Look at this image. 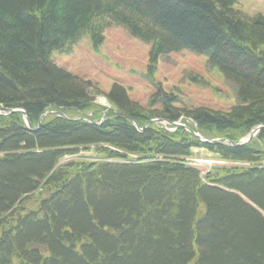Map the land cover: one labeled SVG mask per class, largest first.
<instances>
[{"label": "trees", "instance_id": "trees-1", "mask_svg": "<svg viewBox=\"0 0 264 264\" xmlns=\"http://www.w3.org/2000/svg\"><path fill=\"white\" fill-rule=\"evenodd\" d=\"M112 25L151 45L152 77L163 54H206L237 104L179 106L158 83L142 105L55 63L85 35L98 50ZM90 88L110 102L105 118ZM0 109V264H264V13L237 0H0ZM193 148L251 164L203 179L184 161ZM81 149L95 156L62 162Z\"/></svg>", "mask_w": 264, "mask_h": 264}, {"label": "rangeland", "instance_id": "rangeland-1", "mask_svg": "<svg viewBox=\"0 0 264 264\" xmlns=\"http://www.w3.org/2000/svg\"><path fill=\"white\" fill-rule=\"evenodd\" d=\"M237 1L242 15L264 13V0ZM150 49L149 43L131 36L124 27L112 25L107 28L106 39L98 50L93 47L90 37L85 35L69 45L67 51L56 50L53 59L65 70L82 79L93 81L106 93L115 83L121 84L129 96L142 105L147 104L158 83H161L166 91H172L180 97L177 101L179 106H205L215 110H228L237 104L235 86L217 66L209 64L206 54H198L189 49L163 54L152 77L148 75ZM89 91L95 96L97 103L107 108L105 118L111 107L110 102L104 95L97 94L93 88ZM154 122L164 128H175L165 120ZM184 123L179 121L177 126ZM94 156L92 149H81L79 154L66 156L62 162L76 158L90 159ZM189 164L198 166L202 175L212 168L215 170L226 165H250L243 162H227L203 149L195 150Z\"/></svg>", "mask_w": 264, "mask_h": 264}, {"label": "water", "instance_id": "water-1", "mask_svg": "<svg viewBox=\"0 0 264 264\" xmlns=\"http://www.w3.org/2000/svg\"><path fill=\"white\" fill-rule=\"evenodd\" d=\"M25 114V116H26V113H24ZM258 131V129L257 130H255V133ZM255 134L253 133V134H251V135H249L248 136V138L243 142V143H245V142H247L248 140H250L253 136H254ZM232 144H237V143H235V142H232Z\"/></svg>", "mask_w": 264, "mask_h": 264}, {"label": "bare ground", "instance_id": "bare-ground-1", "mask_svg": "<svg viewBox=\"0 0 264 264\" xmlns=\"http://www.w3.org/2000/svg\"><path fill=\"white\" fill-rule=\"evenodd\" d=\"M25 113V112H24ZM26 119V118H25ZM158 120H162V119H158ZM162 121H164V120H162ZM180 121H182V120H180ZM260 128V127H259Z\"/></svg>", "mask_w": 264, "mask_h": 264}]
</instances>
